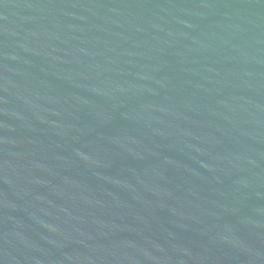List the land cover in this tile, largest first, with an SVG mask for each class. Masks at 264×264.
Returning <instances> with one entry per match:
<instances>
[{
    "label": "water",
    "instance_id": "95a60500",
    "mask_svg": "<svg viewBox=\"0 0 264 264\" xmlns=\"http://www.w3.org/2000/svg\"><path fill=\"white\" fill-rule=\"evenodd\" d=\"M0 264H264V0H0Z\"/></svg>",
    "mask_w": 264,
    "mask_h": 264
}]
</instances>
